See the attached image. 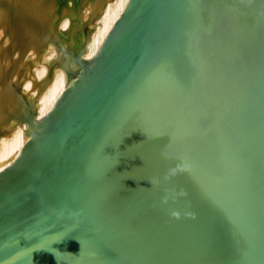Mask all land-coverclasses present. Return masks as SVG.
<instances>
[{"label": "water", "instance_id": "1", "mask_svg": "<svg viewBox=\"0 0 264 264\" xmlns=\"http://www.w3.org/2000/svg\"><path fill=\"white\" fill-rule=\"evenodd\" d=\"M0 264H264V0H128L0 170Z\"/></svg>", "mask_w": 264, "mask_h": 264}, {"label": "bare ground", "instance_id": "2", "mask_svg": "<svg viewBox=\"0 0 264 264\" xmlns=\"http://www.w3.org/2000/svg\"><path fill=\"white\" fill-rule=\"evenodd\" d=\"M128 0H0V170L92 59Z\"/></svg>", "mask_w": 264, "mask_h": 264}]
</instances>
